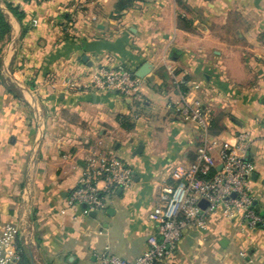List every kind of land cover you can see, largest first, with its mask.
Masks as SVG:
<instances>
[{"label": "crops", "instance_id": "0c3cea01", "mask_svg": "<svg viewBox=\"0 0 264 264\" xmlns=\"http://www.w3.org/2000/svg\"><path fill=\"white\" fill-rule=\"evenodd\" d=\"M7 1L24 17L0 0L11 28L0 39V227H21L18 245L34 264H98L106 249L133 261L146 250L162 188L198 147L197 126L169 108L170 70L219 119L216 159L241 132L252 136L250 184L264 216V0H144L121 14L119 0ZM75 5L82 12L73 23ZM144 63L152 71L136 120L116 93L61 85L107 64L136 75ZM91 150L117 155L133 172L105 220L67 206ZM163 264H264V229L218 212L204 229L186 230Z\"/></svg>", "mask_w": 264, "mask_h": 264}, {"label": "built area", "instance_id": "2783aa9c", "mask_svg": "<svg viewBox=\"0 0 264 264\" xmlns=\"http://www.w3.org/2000/svg\"><path fill=\"white\" fill-rule=\"evenodd\" d=\"M49 1V0H37ZM82 6H73L72 22H77ZM34 25H37L35 22ZM176 95L169 103L177 117L198 128V147L193 162L179 164L171 172V183L162 188L160 201L149 220L156 234L147 239L146 250L130 261L109 253L97 256L98 264H163L172 257L186 230L204 229L208 217L220 213L232 220L237 215L251 229H264V216L256 209L250 178L253 165L249 161L252 136L241 132L234 148L222 146L218 159L213 155L212 112L188 94V83L170 70ZM61 85L69 90H93L116 93L127 99L132 119L139 118V109L146 105L145 81L122 65H103L95 71L67 77ZM84 172L77 187L69 194L70 209L83 208V216L101 212L109 207L112 196L133 182V172L117 155L91 150L84 160ZM205 203L203 207L201 204ZM21 227L7 223L0 227V264H19L21 260L18 237ZM240 256L247 258L245 251Z\"/></svg>", "mask_w": 264, "mask_h": 264}, {"label": "trees", "instance_id": "16d2710c", "mask_svg": "<svg viewBox=\"0 0 264 264\" xmlns=\"http://www.w3.org/2000/svg\"><path fill=\"white\" fill-rule=\"evenodd\" d=\"M4 1L6 3L7 8L10 10V12L21 22L23 20L24 15L22 11H20L19 7L15 6L14 4L10 3L7 0H4ZM143 1L144 0H119L115 6V12L118 14H121L122 12L133 8L136 4H138L139 2H143ZM181 20L185 21L186 19L182 18ZM10 30H11L10 25L7 23L5 16L3 14V11L0 9V39L3 40L5 36L9 34ZM262 37L264 38V35H262ZM186 83H188V79L184 77V84ZM122 121H125V118H123ZM219 129H220L219 119L213 116L212 117V129H211L212 135L219 134V131H220ZM195 158H196V155H195ZM19 249H20V254H21V260L19 264H32L28 252L24 250L23 248H19Z\"/></svg>", "mask_w": 264, "mask_h": 264}, {"label": "water", "instance_id": "95a60500", "mask_svg": "<svg viewBox=\"0 0 264 264\" xmlns=\"http://www.w3.org/2000/svg\"><path fill=\"white\" fill-rule=\"evenodd\" d=\"M84 60H86V59H84ZM151 71H152V65L150 63H144L142 65V67L138 70V72L136 73V76L139 77V78L144 79L148 74L151 73ZM121 192H122V190L120 189L118 191V194H120ZM201 205L204 207L205 206V203L202 202ZM90 215L92 217H95L96 216V212H93ZM222 245H223V243H222ZM31 261H32V264H34L32 259H31Z\"/></svg>", "mask_w": 264, "mask_h": 264}, {"label": "rangeland", "instance_id": "374dc122", "mask_svg": "<svg viewBox=\"0 0 264 264\" xmlns=\"http://www.w3.org/2000/svg\"><path fill=\"white\" fill-rule=\"evenodd\" d=\"M138 5H139V3L136 4L135 6L138 7ZM135 6H134V7H135ZM134 7H133V8H134ZM133 8H131V9H133ZM158 103H159V105H161V103L163 104L164 101L160 99V100H158ZM142 111H143V107H141V108L139 109V112H142ZM160 111H161V110H160ZM185 124H186V123H185ZM187 124L195 125V124H193V123H189V122H188ZM108 205H109V207H110V205H111V200H110V202H109ZM104 213H105V210H104V211H101V212L98 213V220H105V219H106ZM151 222H152V221H151ZM152 223H153V222H152ZM153 224H154V223H153ZM154 225H155V224H154ZM35 264H37V263H35Z\"/></svg>", "mask_w": 264, "mask_h": 264}]
</instances>
